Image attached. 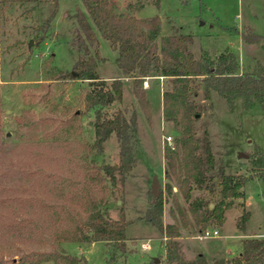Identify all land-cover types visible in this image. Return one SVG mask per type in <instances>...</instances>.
<instances>
[{"label":"rangeland","instance_id":"obj_1","mask_svg":"<svg viewBox=\"0 0 264 264\" xmlns=\"http://www.w3.org/2000/svg\"><path fill=\"white\" fill-rule=\"evenodd\" d=\"M118 2L116 10L122 14L159 18L158 33L142 24L137 32L150 34L158 45L167 35L192 33L198 57L215 58L230 48L239 71L254 72L264 67V40L247 43L241 38L245 28L264 35V0ZM56 5L46 38L38 42L41 26ZM81 8L85 10L83 0L0 4V264H168V236L140 219L127 227L128 252L111 241L59 238L62 231L74 226L76 215L90 216L92 202L113 218L119 217L122 207L129 218H136L154 201L155 179L158 195L166 196L164 222L177 224L184 237L177 236L184 259L197 260L198 255L189 250L190 238L192 248L200 249L208 259L218 252L210 262L205 257L208 264H215L216 258L239 253L245 236L264 237L263 167L255 159L258 153L264 158V97L256 98L251 108L243 105L241 97L236 98L230 110L216 90L210 88L209 97H205L203 86L192 87L189 98L197 105L190 122L192 133L200 139L199 152L203 153L209 143L214 165L201 186L194 183L190 190L186 180H172L170 193L165 153L169 148L184 150L180 140L187 127L185 106L169 118L164 91L171 88V78L154 74L149 76L148 86L143 83L151 102L149 113L134 94L132 78L125 77L124 100H116L105 109L136 106L135 167L126 180L118 178L113 183L109 176L93 180L91 167L118 161L120 144L113 134L102 150L93 145L96 112L89 107V92L94 84L79 77L73 68L79 51L71 40ZM100 39L105 58L98 60L97 70L111 82L121 75L118 52L101 35ZM71 71L74 76H67ZM220 170L246 176L244 198L230 200L221 225L204 227L218 228V235L201 238L204 228L197 224L190 204L197 197L212 206L221 197ZM189 190L190 198L186 196ZM245 210L249 219L246 230L241 231L237 219ZM144 240L150 241V248ZM66 253L81 259L74 262L64 257Z\"/></svg>","mask_w":264,"mask_h":264},{"label":"trees","instance_id":"obj_2","mask_svg":"<svg viewBox=\"0 0 264 264\" xmlns=\"http://www.w3.org/2000/svg\"><path fill=\"white\" fill-rule=\"evenodd\" d=\"M15 0H0L1 2ZM22 2L38 0H18ZM85 10L77 11L76 35L71 43L79 53L73 68L84 79L93 82L89 92L90 108L96 112L94 147L102 150L104 142L115 134L119 140V159L114 163L93 165L90 174L93 180L100 181L109 176L115 183L118 178L126 180L127 174L135 167L134 129L138 125V111L135 105L126 104L113 111L105 109L114 101H123L125 97V77L132 78L133 91L140 105L150 113V99L147 88L143 86L144 79L154 74L171 78V88L164 91L167 115L174 118L181 105L185 106L184 120L186 130L181 137L184 150L169 148L166 150V174L169 181L166 183L168 192L173 191L172 180L189 182L201 186L207 179L206 172L214 165V156L208 142L204 152H199L201 142L192 133L191 118L197 112V105L189 98L192 87H204V96L209 97V89L220 93L230 110L235 107L236 98L243 99L247 108L254 106L256 98L264 97V67L254 72L239 71L235 53L226 48L215 58L208 55L198 57L194 49L196 36L192 33H174L163 38L160 45L154 43L150 34H144L140 25H145L158 33L160 20L158 17H136L122 14L116 10L118 0H83ZM42 24V33L36 37L38 42L46 38L54 15ZM155 33V35H156ZM100 35L110 42L111 47L118 52L117 62L121 75L108 82L102 78L97 70L99 59L105 57L101 52ZM244 42L254 43L264 35L245 28L241 33ZM74 76V73H66ZM256 162L263 169L260 171L264 179V158L258 153ZM183 169L185 173L183 174ZM219 185L221 197L208 206L202 198L191 201L190 208L195 214L197 224L203 229L208 224L221 225L225 218V209L234 198H244L242 187L246 176L227 173L220 170ZM190 190L186 196L190 198ZM166 196L164 193L155 195L154 201L144 212L138 213L136 218H129L128 212L121 208L118 218H113L108 211L98 203L92 202V212L88 218L76 215L74 226L65 229L59 235L61 241H111L123 252L130 250V237L127 233L129 224L136 220H144L157 227L161 234L168 236L167 263L174 261L182 264H208L201 254L197 260H186L182 257L177 236L180 234L179 226L175 223H165L163 219ZM206 205V208H203ZM203 206V207H202ZM249 211L245 210L237 219V226L243 230L249 219ZM64 257L78 262L81 258L66 253ZM87 264V263H86ZM215 264H264V237H244L242 250L239 253L215 259Z\"/></svg>","mask_w":264,"mask_h":264},{"label":"crops","instance_id":"obj_3","mask_svg":"<svg viewBox=\"0 0 264 264\" xmlns=\"http://www.w3.org/2000/svg\"><path fill=\"white\" fill-rule=\"evenodd\" d=\"M243 230H246V224H245ZM181 231H182V230H181ZM241 231H242V230H241ZM243 233H245V231H244ZM246 235H247V234H246ZM179 237H180V239L184 238V237H182L181 234L178 236V238H179ZM188 237H189V235H188ZM245 237H248V236H245ZM193 238H197V237H193ZM191 239H192V238L188 239L187 242H188V244L191 246V249L189 248V250L192 251L193 256H194L195 253H196L197 255L201 254V255H203L204 257H206L205 254H203V253L200 251V249L192 248V242H191ZM144 241H146V244H147V245L149 246V248H150V247H151V243H150V241H149V240H144ZM185 241H186V240H185ZM179 245H180V243H179ZM166 249H167V247L165 248V252H166ZM216 253H218V252L213 253V255L211 256V259L213 258V256H214ZM153 257H155L156 261H161V259H160L159 257H156V256H153ZM206 258H207V257H206ZM211 259H208V258H207V260H208L209 262L212 261ZM168 264H169V263H168Z\"/></svg>","mask_w":264,"mask_h":264},{"label":"built area","instance_id":"obj_4","mask_svg":"<svg viewBox=\"0 0 264 264\" xmlns=\"http://www.w3.org/2000/svg\"><path fill=\"white\" fill-rule=\"evenodd\" d=\"M161 77H164V75H161ZM149 76L146 77V79L144 80V86H148L149 84V80H148ZM169 140L172 139V136L168 137ZM219 234V230L216 227H211V228H204L203 230H201L200 233V237L204 238V237H208V236H214V235H218Z\"/></svg>","mask_w":264,"mask_h":264},{"label":"water","instance_id":"obj_5","mask_svg":"<svg viewBox=\"0 0 264 264\" xmlns=\"http://www.w3.org/2000/svg\"><path fill=\"white\" fill-rule=\"evenodd\" d=\"M153 189H154V193H155L156 195H158V189H157V181H156V179H155V182H154V184H153Z\"/></svg>","mask_w":264,"mask_h":264}]
</instances>
